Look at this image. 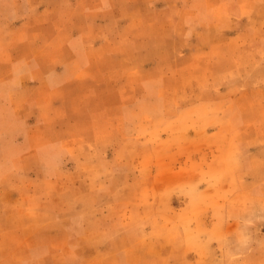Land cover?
<instances>
[{"label":"rangeland","instance_id":"obj_1","mask_svg":"<svg viewBox=\"0 0 264 264\" xmlns=\"http://www.w3.org/2000/svg\"><path fill=\"white\" fill-rule=\"evenodd\" d=\"M0 264H264V0H0Z\"/></svg>","mask_w":264,"mask_h":264}]
</instances>
